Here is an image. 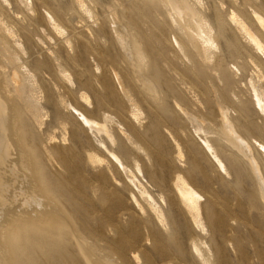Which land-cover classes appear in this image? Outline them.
Masks as SVG:
<instances>
[{
	"label": "rangeland",
	"instance_id": "rangeland-1",
	"mask_svg": "<svg viewBox=\"0 0 264 264\" xmlns=\"http://www.w3.org/2000/svg\"><path fill=\"white\" fill-rule=\"evenodd\" d=\"M35 1L0 0V101L61 214L26 226L39 229L31 243L13 248L4 232L0 264H264V60L229 21L246 16L240 0H171L174 15L164 0H45L59 31L37 19ZM72 34L84 60L71 58ZM128 36L142 40L140 56L120 43ZM61 40L67 61L52 54ZM13 69L20 98L8 88ZM177 176L198 213L178 200ZM16 187L8 197L21 203Z\"/></svg>",
	"mask_w": 264,
	"mask_h": 264
},
{
	"label": "bare ground",
	"instance_id": "bare-ground-1",
	"mask_svg": "<svg viewBox=\"0 0 264 264\" xmlns=\"http://www.w3.org/2000/svg\"><path fill=\"white\" fill-rule=\"evenodd\" d=\"M39 1L40 4L37 3L36 1L34 2L35 3L34 11L38 16L37 19H40L39 15L42 14L44 17V23L46 22L47 24H50L51 28L54 31H59L58 25L51 23L52 19L47 12V7L49 5L46 3L45 0H39ZM76 2L79 3L80 0H76ZM164 2L166 3L167 7L170 9L173 15L178 12V8L173 1L164 0ZM240 5L243 6V8L245 9L246 16L242 15L241 13H239L238 16L234 12H231L229 21L239 31V33L249 41V44L253 47L255 53L261 56L262 59L264 60V44H263L264 43V13H263L264 0H256V1L240 0ZM173 18L175 17L173 16ZM80 28L81 27H79V29ZM100 29H102V27H99V29L96 30V33H99ZM106 31H107L106 29H103L102 32L105 33ZM207 31L208 29L206 31L201 30L200 33V35L204 39L203 44L213 45V41L209 37ZM127 35L128 34H126V36ZM71 36L74 39L73 54L71 58L77 59L78 61L84 60V56H85L84 44L81 43V41H79L77 37H75V35L73 36L72 34ZM120 41L122 46L127 51H129L130 54L135 53L136 57L140 56V51L143 44L140 38L138 41L128 36L126 38H121ZM57 45L58 47L52 52V54L55 53L62 60L67 61L66 60L67 55L64 51L65 41L62 40L58 41ZM41 47L38 48L36 46V48H38L40 52H45L47 56L49 55L51 57V50H50L51 48H47L43 46L42 48L45 49V51H43ZM17 74L18 71L16 69L11 70V77L8 80V88L10 89V92L12 94L20 98V96L17 95L16 93L18 92L17 85H19V81L17 80ZM140 77L141 76H139L138 79V87L145 91L151 90V87L147 79H145L144 77L141 78ZM130 88L131 87L129 86V84L124 83L123 86L124 90H129ZM79 98H80V102L88 101V97L84 93H80ZM6 106H7L6 103L0 101V238H3L4 234L8 233L10 246L14 248L17 244L23 241L27 243L36 241L34 238V234L39 230L38 227H35L33 230H27L25 229L26 226H32L34 220H43L44 218H46L47 214L50 213L61 214V212L48 198L46 199V201L43 199L41 195L42 192L39 189V185H37L36 181L33 180V177L30 174L27 157L25 156V152L22 150L23 147L20 143V139L15 134V130L10 129L9 126V123H11V121L13 123L14 121V119L12 120L13 109H10L11 111L7 113ZM256 107L258 109L260 116L264 118V109L261 107L260 101L258 99H256ZM73 113L77 116L80 123L84 125L88 130L90 131L93 130L102 133L104 134V136L108 135L104 126H98L96 123H92L87 119L82 118V114H80L78 110L73 109ZM133 116H134L133 112L132 115L129 114L130 119H133ZM114 127L119 131L121 130V128L118 125ZM204 147L207 152L211 150L207 144H205ZM259 149L260 152H262L263 154L262 159L264 160V148L262 147ZM105 153L107 156L113 159L115 164L118 163L116 156L113 154V152H108L107 150H105ZM213 160L214 162L219 164L220 169H223V166L219 163V160L214 155H213ZM118 169L124 176H126L127 178L130 177V175L128 174L129 173L128 170H126L124 166L119 165ZM131 179L132 180L128 181V183L130 182V184H132L131 182L133 183L135 182L133 176ZM11 185H15V187L21 185L23 186L20 189L19 187H16L22 193L25 192L23 194H25L26 199L24 197L21 203L18 202L17 199L16 202L14 201L15 203L12 202L11 197L14 200L13 196L15 195V193L13 192L14 190L12 189L10 190V188L8 190V187ZM173 186H174L175 194L178 200L180 201L181 205L184 206V208H187L188 211H190V213L192 212L198 213L199 211L198 196L188 186V184L180 176H177L174 179ZM23 188H25L26 191ZM7 192H9V194ZM144 194L145 192H141L142 195L141 197H143ZM8 195H10L11 197L9 196L10 197L9 198ZM261 195L262 198L264 199V190L261 191ZM142 200H144V198H142ZM12 203L14 204L11 205ZM16 203L17 205H15ZM145 203H148V201ZM151 210L155 211V208L151 206ZM18 217H22L29 220H27V222L25 221L16 222L15 220H17L16 218ZM1 246H3L2 243H0V247Z\"/></svg>",
	"mask_w": 264,
	"mask_h": 264
}]
</instances>
